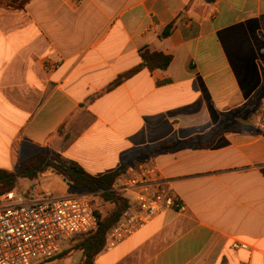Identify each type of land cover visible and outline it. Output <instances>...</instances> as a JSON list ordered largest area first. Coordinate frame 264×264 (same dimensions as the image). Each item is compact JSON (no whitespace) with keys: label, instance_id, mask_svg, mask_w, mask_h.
Segmentation results:
<instances>
[{"label":"crops","instance_id":"crops-1","mask_svg":"<svg viewBox=\"0 0 264 264\" xmlns=\"http://www.w3.org/2000/svg\"><path fill=\"white\" fill-rule=\"evenodd\" d=\"M145 49L170 55L169 66L144 67L104 91L143 62ZM262 117L264 0L0 7V169L16 171L46 151L94 176L149 159L181 203L101 251L96 264H264ZM220 123L228 129L210 148L181 145ZM162 141L173 147L152 152ZM53 174L17 187L77 193Z\"/></svg>","mask_w":264,"mask_h":264},{"label":"built area","instance_id":"built-area-1","mask_svg":"<svg viewBox=\"0 0 264 264\" xmlns=\"http://www.w3.org/2000/svg\"><path fill=\"white\" fill-rule=\"evenodd\" d=\"M111 191L126 198L129 205L108 231L104 249L115 247L165 211L181 208L171 182L149 159L121 171ZM91 195L54 196L35 186L0 195V264L46 261L60 252L65 238L96 231L98 208ZM233 248L248 249V245L235 242Z\"/></svg>","mask_w":264,"mask_h":264},{"label":"trees","instance_id":"trees-1","mask_svg":"<svg viewBox=\"0 0 264 264\" xmlns=\"http://www.w3.org/2000/svg\"><path fill=\"white\" fill-rule=\"evenodd\" d=\"M32 0H0V7H5L9 10L19 11L23 10L26 4ZM208 3L214 0H205ZM173 30V24L165 28L163 37H167ZM143 62L134 69L119 75V77L106 87L104 91L110 90L116 85L120 84L123 80L131 77L144 67H148L150 70L154 69H166L172 57L160 52H152L149 49H145L142 53ZM255 99H251L247 104H254ZM255 111V110H254ZM223 124H218L210 129L204 135L187 140L181 143L182 146H192L196 149H208L210 148L216 139L227 131ZM199 139V142L196 140ZM173 145L170 141H162L154 147L152 152H159L162 149L171 148ZM130 164H125L120 170L105 174L102 176H94L88 173L77 162L66 159L56 153L50 151L43 152L31 159H28L20 163L19 169L16 171H10L0 169V195L8 193L17 188L19 179L28 178L36 179L39 174L52 170L54 173L60 175L67 184L77 191V193H84L86 191L94 192L103 198L105 201L112 202L115 207L105 217H102L97 212L98 228L96 231L83 236L80 243L77 245L79 251L82 252V258L80 264H96V256L104 250L106 243V236L108 231L117 224L120 220L122 213L128 207V200L118 193L111 191L115 178L119 173L125 170ZM60 253L56 254L52 258L46 260V262L52 261L55 258H60Z\"/></svg>","mask_w":264,"mask_h":264},{"label":"rangeland","instance_id":"rangeland-1","mask_svg":"<svg viewBox=\"0 0 264 264\" xmlns=\"http://www.w3.org/2000/svg\"><path fill=\"white\" fill-rule=\"evenodd\" d=\"M43 153V152H41ZM39 153V154H41ZM36 154L33 157L39 155ZM31 157V158H33ZM29 158V159H31ZM28 160V159H27ZM53 172L51 170H47L45 173L40 174L39 176H41V179H43L44 181L49 180L50 178H52L53 176ZM35 180V179H33ZM21 185L24 183H20ZM37 185V184H36ZM50 187L47 186L46 190L50 191ZM39 191H43V190H39ZM54 196H56L53 192H51ZM84 193H88V194H92V198L95 202V205L98 208V212L101 214L102 217H105L106 215H108L115 207V205L112 202L109 201H105L103 198H101L100 195L95 194L94 192L91 191H86ZM82 237H75L72 239L69 238H65L62 242H61V250H60V258H55L52 261H49L47 263L45 262H40V261H35L33 262L34 264H80L82 255L79 253L81 251L77 250L78 249V244L80 243V241L82 240ZM82 253V252H81Z\"/></svg>","mask_w":264,"mask_h":264}]
</instances>
